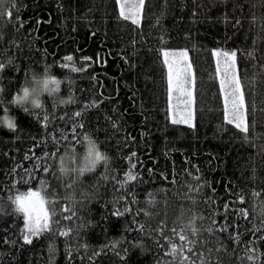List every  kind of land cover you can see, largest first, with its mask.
I'll use <instances>...</instances> for the list:
<instances>
[{
  "label": "trees",
  "instance_id": "16d2710c",
  "mask_svg": "<svg viewBox=\"0 0 264 264\" xmlns=\"http://www.w3.org/2000/svg\"><path fill=\"white\" fill-rule=\"evenodd\" d=\"M162 37L188 51L194 126L171 122ZM214 49L237 52L247 132L224 119ZM9 57L0 115L19 127L0 128V264H264V0H144L138 25L118 0H7L0 62ZM47 68L65 77L67 102L45 98L33 119L9 101L29 70ZM89 133L111 160L72 207L56 162ZM41 181L50 227L25 244L10 198Z\"/></svg>",
  "mask_w": 264,
  "mask_h": 264
},
{
  "label": "snow or ice",
  "instance_id": "6c2138e0",
  "mask_svg": "<svg viewBox=\"0 0 264 264\" xmlns=\"http://www.w3.org/2000/svg\"><path fill=\"white\" fill-rule=\"evenodd\" d=\"M7 5V0H0V16L4 15V8ZM144 5V0H138V2H129V0H121L120 2V16L125 20H131L133 24L138 25L140 23V11ZM11 14L10 12L8 13ZM239 23V21H237ZM162 46L160 49L161 55L163 56V64L167 68L166 78H167V88L169 93V98L171 94L175 91L183 97L182 108L178 107V111H173L171 116V122L173 124H188L189 126H194L192 121L194 120L193 111V85H194V74L192 71V65L188 61V51H169L166 50V42L161 38ZM212 55L216 57L217 72L222 74V78L219 81L220 91L223 93V111L224 119L228 124L234 125L237 129L244 132L248 131V125L246 121L247 106L245 100V90L242 86L241 78L237 70V52L236 51H222L219 49H214ZM85 60L91 58L84 57ZM65 61H72L73 57L71 55L64 57ZM67 68L68 64L62 65ZM2 67V66H0ZM73 71H76L73 68ZM77 116L80 113H76ZM47 120V117H45ZM135 156V153H133ZM132 168L136 165L132 164ZM45 171L47 169L45 168ZM136 176L131 172L127 174V180L133 181ZM195 179H199L196 177ZM193 191H198L199 189H190ZM237 196L239 201L243 203L244 195L243 193H233ZM211 202V201H209ZM16 208L18 211L23 213L24 227L21 230L23 235V240L25 244H31L32 238L40 236L42 233L46 232L49 227V212L46 210L43 202L39 200L35 194L30 193L28 196H17L15 199ZM225 209L227 210L228 205L226 204ZM54 214V213H53ZM236 215L242 218H246L248 213L240 208L237 209ZM212 231L213 228L208 229ZM226 230V228L224 229ZM195 229H193V234H195ZM261 231V228L253 227L252 232ZM67 235V232L63 233ZM264 239V237H261ZM181 240H185L184 235L180 236ZM238 239V237H234ZM176 249L173 248V252ZM249 260H252L251 255L248 256Z\"/></svg>",
  "mask_w": 264,
  "mask_h": 264
},
{
  "label": "clouds",
  "instance_id": "9594fccd",
  "mask_svg": "<svg viewBox=\"0 0 264 264\" xmlns=\"http://www.w3.org/2000/svg\"><path fill=\"white\" fill-rule=\"evenodd\" d=\"M69 62H73V60ZM13 64L14 59L7 58L0 62V66H2L0 71ZM75 69L78 71V68ZM65 85V77L57 75L51 68L40 71L31 69L9 102L13 108H18L27 115L32 114L31 117L35 119L46 107L45 98H47V102L55 100L57 104L67 102L66 97L61 95ZM17 127H19L17 117L13 113L0 115V128L14 132ZM110 160V154L101 148L100 142L91 133L80 140L77 148L68 147L65 149L56 162V174L61 181L68 185L63 198L70 206L75 207L82 203V197L89 195L81 187L84 183V177L95 174L101 166L107 165ZM30 193L35 194L45 207L51 205L46 181H41L36 190L19 192L14 198H10L14 210L22 216L23 213L16 208L15 199L17 196H28Z\"/></svg>",
  "mask_w": 264,
  "mask_h": 264
},
{
  "label": "rangeland",
  "instance_id": "374dc122",
  "mask_svg": "<svg viewBox=\"0 0 264 264\" xmlns=\"http://www.w3.org/2000/svg\"><path fill=\"white\" fill-rule=\"evenodd\" d=\"M120 2L121 0H118V4H119V7H120ZM129 2H138V0H129ZM141 13V11H140ZM166 50H169V51H179V50H184V49H166ZM219 50H222V49H219ZM222 51H225V50H222ZM215 60H216V57H215ZM189 61V59H188ZM218 76H219V79L222 78V74L220 72H218ZM182 101H183V97L180 96V94L178 92H173L171 94V98H170V101H169V109H170V116H172V112L173 111H178V107L179 106L180 108H182Z\"/></svg>",
  "mask_w": 264,
  "mask_h": 264
}]
</instances>
